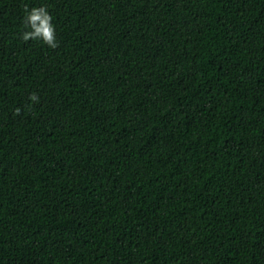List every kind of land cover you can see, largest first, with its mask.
I'll return each instance as SVG.
<instances>
[{"label": "trees", "instance_id": "trees-1", "mask_svg": "<svg viewBox=\"0 0 264 264\" xmlns=\"http://www.w3.org/2000/svg\"><path fill=\"white\" fill-rule=\"evenodd\" d=\"M0 264H264V0H0Z\"/></svg>", "mask_w": 264, "mask_h": 264}, {"label": "clouds", "instance_id": "clouds-1", "mask_svg": "<svg viewBox=\"0 0 264 264\" xmlns=\"http://www.w3.org/2000/svg\"><path fill=\"white\" fill-rule=\"evenodd\" d=\"M21 38L24 41H39L50 48L58 46L57 26L45 4L25 5ZM30 99L34 102L39 101V97L35 92L31 94Z\"/></svg>", "mask_w": 264, "mask_h": 264}]
</instances>
